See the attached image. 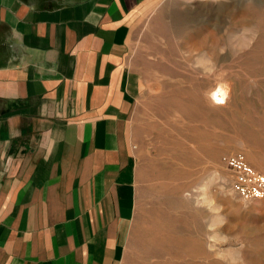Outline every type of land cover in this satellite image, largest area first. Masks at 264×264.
Instances as JSON below:
<instances>
[{
	"label": "crops",
	"instance_id": "crops-1",
	"mask_svg": "<svg viewBox=\"0 0 264 264\" xmlns=\"http://www.w3.org/2000/svg\"><path fill=\"white\" fill-rule=\"evenodd\" d=\"M157 0H0V264H121L135 22Z\"/></svg>",
	"mask_w": 264,
	"mask_h": 264
},
{
	"label": "rangeland",
	"instance_id": "rangeland-1",
	"mask_svg": "<svg viewBox=\"0 0 264 264\" xmlns=\"http://www.w3.org/2000/svg\"><path fill=\"white\" fill-rule=\"evenodd\" d=\"M135 210L121 264H264V200L228 165L264 172V0H157L133 26ZM223 105L211 104L216 85Z\"/></svg>",
	"mask_w": 264,
	"mask_h": 264
},
{
	"label": "built area",
	"instance_id": "built-area-1",
	"mask_svg": "<svg viewBox=\"0 0 264 264\" xmlns=\"http://www.w3.org/2000/svg\"><path fill=\"white\" fill-rule=\"evenodd\" d=\"M228 165L233 172L234 189L242 200H264V172L251 168L241 155H232Z\"/></svg>",
	"mask_w": 264,
	"mask_h": 264
},
{
	"label": "bare ground",
	"instance_id": "bare-ground-1",
	"mask_svg": "<svg viewBox=\"0 0 264 264\" xmlns=\"http://www.w3.org/2000/svg\"><path fill=\"white\" fill-rule=\"evenodd\" d=\"M227 88L224 85H216L208 93V98L213 105H223L227 100Z\"/></svg>",
	"mask_w": 264,
	"mask_h": 264
}]
</instances>
